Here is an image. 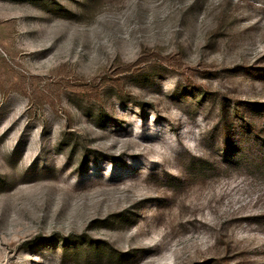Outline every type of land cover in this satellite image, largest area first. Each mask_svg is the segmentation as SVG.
Wrapping results in <instances>:
<instances>
[{
  "label": "rangeland",
  "instance_id": "obj_1",
  "mask_svg": "<svg viewBox=\"0 0 264 264\" xmlns=\"http://www.w3.org/2000/svg\"><path fill=\"white\" fill-rule=\"evenodd\" d=\"M263 72L264 0H0V264H264Z\"/></svg>",
  "mask_w": 264,
  "mask_h": 264
},
{
  "label": "trees",
  "instance_id": "obj_2",
  "mask_svg": "<svg viewBox=\"0 0 264 264\" xmlns=\"http://www.w3.org/2000/svg\"><path fill=\"white\" fill-rule=\"evenodd\" d=\"M263 73H264V72H263ZM224 110H225V108H224ZM255 128H256V127H253L254 130H256ZM256 131H257V130H256ZM258 133H259V132H258Z\"/></svg>",
  "mask_w": 264,
  "mask_h": 264
}]
</instances>
